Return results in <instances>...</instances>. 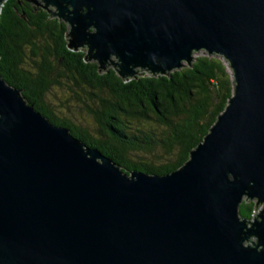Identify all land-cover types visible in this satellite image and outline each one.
I'll return each mask as SVG.
<instances>
[{"label": "water", "instance_id": "95a60500", "mask_svg": "<svg viewBox=\"0 0 264 264\" xmlns=\"http://www.w3.org/2000/svg\"><path fill=\"white\" fill-rule=\"evenodd\" d=\"M33 1L100 72L166 74L206 50L236 88L186 163L159 175L126 171L0 72V264H264V0ZM244 199L263 209L241 217Z\"/></svg>", "mask_w": 264, "mask_h": 264}, {"label": "trees", "instance_id": "16d2710c", "mask_svg": "<svg viewBox=\"0 0 264 264\" xmlns=\"http://www.w3.org/2000/svg\"><path fill=\"white\" fill-rule=\"evenodd\" d=\"M67 32L65 22L29 0H7L0 14V72L52 122L128 172L161 175L182 167L235 93L234 70L232 77L219 54L194 55L169 73L144 71L125 81L113 67L100 72L84 50H70ZM64 82L71 98L87 104L94 131L55 112L48 95ZM255 210L256 200L244 199L240 215L250 219Z\"/></svg>", "mask_w": 264, "mask_h": 264}, {"label": "rangeland", "instance_id": "374dc122", "mask_svg": "<svg viewBox=\"0 0 264 264\" xmlns=\"http://www.w3.org/2000/svg\"><path fill=\"white\" fill-rule=\"evenodd\" d=\"M65 24L67 25L66 22ZM203 54H205L204 50H200L195 53V56ZM222 61L226 66L229 74L233 77V70L229 62L224 58H222ZM64 84L66 86L55 85L53 87L54 90L52 89V91L48 95L49 101L53 105L55 112L60 117L68 118L76 124L82 125L83 127L86 126L91 131H94L96 128V124L94 122V118L88 112V108L86 106L87 104H83L82 101L76 98H71L72 96L70 89L67 87L69 83L64 82ZM77 91L82 95V99H85V102H87L88 100H86V96L82 93V91L80 89H78ZM262 209V205L256 208V214H259ZM255 239L256 238L253 237L252 240H249L246 243H253V240Z\"/></svg>", "mask_w": 264, "mask_h": 264}, {"label": "flooded vegetation", "instance_id": "af4514ba", "mask_svg": "<svg viewBox=\"0 0 264 264\" xmlns=\"http://www.w3.org/2000/svg\"><path fill=\"white\" fill-rule=\"evenodd\" d=\"M30 2H32L35 6H38L39 8H43L42 5H38L36 4L33 0H29ZM44 9V8H43ZM46 10V9H45ZM49 13V12H48ZM50 14V13H49ZM51 16V15H50ZM52 17V16H51Z\"/></svg>", "mask_w": 264, "mask_h": 264}, {"label": "built area", "instance_id": "2783aa9c", "mask_svg": "<svg viewBox=\"0 0 264 264\" xmlns=\"http://www.w3.org/2000/svg\"><path fill=\"white\" fill-rule=\"evenodd\" d=\"M205 54H210L208 51L204 50ZM220 55V54H219ZM222 58L226 59L223 55H222ZM227 60V59H226ZM228 61V60H227ZM229 62V61H228ZM230 64V62H229ZM231 65V64H230ZM256 214V212L254 213V215Z\"/></svg>", "mask_w": 264, "mask_h": 264}, {"label": "bare ground", "instance_id": "6f19581e", "mask_svg": "<svg viewBox=\"0 0 264 264\" xmlns=\"http://www.w3.org/2000/svg\"><path fill=\"white\" fill-rule=\"evenodd\" d=\"M48 47V46H47ZM222 56V55H221ZM74 72V71H73ZM50 74V73H49ZM92 74V73H91ZM49 84V83H48ZM54 90V89H53ZM157 174V173H156Z\"/></svg>", "mask_w": 264, "mask_h": 264}, {"label": "clouds", "instance_id": "9594fccd", "mask_svg": "<svg viewBox=\"0 0 264 264\" xmlns=\"http://www.w3.org/2000/svg\"><path fill=\"white\" fill-rule=\"evenodd\" d=\"M194 55H195V53H194Z\"/></svg>", "mask_w": 264, "mask_h": 264}]
</instances>
